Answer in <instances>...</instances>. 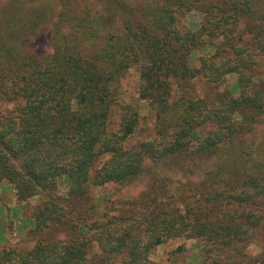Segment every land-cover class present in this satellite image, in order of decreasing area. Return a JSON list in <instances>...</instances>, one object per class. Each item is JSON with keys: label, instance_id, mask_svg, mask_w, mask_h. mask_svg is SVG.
I'll use <instances>...</instances> for the list:
<instances>
[{"label": "trees", "instance_id": "trees-1", "mask_svg": "<svg viewBox=\"0 0 264 264\" xmlns=\"http://www.w3.org/2000/svg\"><path fill=\"white\" fill-rule=\"evenodd\" d=\"M32 1L0 2V182L19 202L42 201L34 246L2 247L0 264H153L152 251L178 238L198 242L202 264H264L248 253L264 225V147L244 139L264 114V0H98L93 16L65 1L55 17L51 0ZM193 10L199 30L179 31ZM46 28L52 54L38 58L25 44ZM199 47L213 54L194 68ZM131 68L155 122L152 140L127 149L138 109L122 104L118 129L107 127L110 87ZM229 75L237 96L192 92ZM148 161L153 181L137 198L112 207L91 196L135 181ZM165 161L183 177L158 178Z\"/></svg>", "mask_w": 264, "mask_h": 264}, {"label": "rangeland", "instance_id": "rangeland-1", "mask_svg": "<svg viewBox=\"0 0 264 264\" xmlns=\"http://www.w3.org/2000/svg\"><path fill=\"white\" fill-rule=\"evenodd\" d=\"M1 1L3 0H0V2ZM65 1H69L71 3L70 8L78 11L79 14L81 13V16L87 13L88 16H93L95 10H100L102 5H106L105 1L100 2L98 0H51L50 7H52L55 13L53 17L62 11ZM30 2L31 1H29V3ZM44 3H46V0H43V2H36L34 6L41 7ZM85 5L86 7H84ZM133 5L135 6L136 4ZM202 19L201 13L195 10L188 11L179 17L176 28L181 32H196L200 28ZM111 28L109 27V29ZM25 46L38 58L51 55L53 50L51 28L44 29L39 35L28 41ZM212 54V49L208 47H199L192 52L190 56V65L194 68H198L199 59L202 57L208 58ZM259 72L264 77L263 66L259 68ZM236 82L237 76L229 75L221 86L210 88L204 80H198L192 83V92L195 96L201 98L211 92H222L225 90L231 91L237 96L238 91ZM139 87L140 82L138 80L137 68L129 69L110 87L112 94V110L107 127L108 131L115 132L118 129L119 111L122 104L134 106L139 111L140 118L138 127L135 133L127 140L125 144V148L127 149L136 148L139 143L150 141L154 138V116L151 112L152 110L147 106V103L139 99ZM261 118V122L253 127L251 134L244 138L246 139V144H251L253 147H264V114ZM175 162L176 161H165L158 165L155 168V173L158 178L171 177L173 179H179L181 176L183 177L182 172L177 173L176 176L174 175L175 173L171 168H179L180 166V164ZM145 169L146 171L138 179L129 184H107L103 187L92 188L91 196L94 200L101 201V205L105 204V206L112 207H118L120 203L135 199L146 190L147 185L153 181L152 173H150L152 163L149 161L146 162ZM181 180L183 182L185 181L183 178ZM193 181H196L195 178H193ZM12 188L9 183L5 181L0 182V217L2 219V223L0 224V249L8 246L30 249L34 246L37 239V237L33 235L34 223L31 220V213L33 209L41 203L42 198L38 196L22 203L17 201L15 192L13 191L14 189L12 190ZM67 190V181L60 178L57 182L56 194L62 198L66 197ZM103 200L104 202H102ZM57 238L62 239V236L58 235ZM255 240L256 241L248 247V253L253 256L264 253V225L257 231ZM192 241L194 240H186L185 238L170 240L154 249L149 259L153 264H202L200 252L198 250V242L194 241L195 243L193 244ZM95 249L96 248H94V251L97 250Z\"/></svg>", "mask_w": 264, "mask_h": 264}, {"label": "crops", "instance_id": "crops-1", "mask_svg": "<svg viewBox=\"0 0 264 264\" xmlns=\"http://www.w3.org/2000/svg\"><path fill=\"white\" fill-rule=\"evenodd\" d=\"M11 188H12V186H11ZM12 190H13V188H12ZM14 191V190H13ZM0 192H1V189H0ZM21 216V215H20ZM191 242V241H190ZM193 242V244L195 243L194 241H192ZM190 246H192V245H190ZM198 250H199V248H198Z\"/></svg>", "mask_w": 264, "mask_h": 264}]
</instances>
